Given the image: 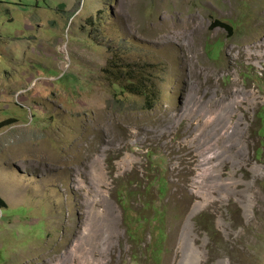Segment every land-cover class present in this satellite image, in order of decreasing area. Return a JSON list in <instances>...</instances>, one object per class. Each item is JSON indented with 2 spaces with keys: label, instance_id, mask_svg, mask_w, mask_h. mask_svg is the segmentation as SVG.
<instances>
[{
  "label": "rangeland",
  "instance_id": "obj_1",
  "mask_svg": "<svg viewBox=\"0 0 264 264\" xmlns=\"http://www.w3.org/2000/svg\"><path fill=\"white\" fill-rule=\"evenodd\" d=\"M261 44L264 0H0V264H264Z\"/></svg>",
  "mask_w": 264,
  "mask_h": 264
},
{
  "label": "bare ground",
  "instance_id": "obj_2",
  "mask_svg": "<svg viewBox=\"0 0 264 264\" xmlns=\"http://www.w3.org/2000/svg\"><path fill=\"white\" fill-rule=\"evenodd\" d=\"M254 49H255V54H256V56H258V57H263L264 56V53L263 52H260V53H257L258 51H260L262 48H263V45L261 44V45H254V47H253ZM250 49H252V47L250 48ZM250 53V52H249ZM254 54H249V56H253ZM254 58V57H253ZM232 84H234V86L235 87H237L238 89L237 90H232L231 89V92H230V94H228L227 96H226V98H228L229 99V97H232V98H235L236 96H240V95H244V98H243V101H241V103H244L246 100H248V98L250 97H252L253 95H255L254 94V92H246L244 89L243 90H240L239 89V85H238V81L236 80V81H233V83ZM231 87H233L232 85H231ZM251 100V99H250ZM251 105V104H250ZM188 135V134H187ZM194 149V150H193ZM188 153H189V155H191V156H193V158H197V155H195L196 153H195V148L194 147H190L189 148V150H188ZM199 157V156H198ZM197 161H198V163H199V165L201 166V165H204L205 164V161L206 160H202V161H200L198 158H197ZM176 170H177V168H174V171L176 172ZM209 171V170H208ZM186 173V172H185ZM204 175H205V172L201 175V179L204 177ZM222 176H223V174H221ZM102 176V175H101ZM220 176V175H219ZM218 176V177H219ZM176 182V181H175ZM180 182V181H179ZM178 182V183H179ZM195 182V181H194ZM202 183H203V181L202 182H198V181H196L195 182V184H197L198 186H199V188H201L200 186L202 185ZM233 185L235 186V187H238V185H239V183L238 182H235V183H233ZM179 186V185H178ZM198 194H199V192H198ZM203 206V204H201V205H199L198 207L199 208H201ZM88 264V263H87Z\"/></svg>",
  "mask_w": 264,
  "mask_h": 264
},
{
  "label": "trees",
  "instance_id": "obj_3",
  "mask_svg": "<svg viewBox=\"0 0 264 264\" xmlns=\"http://www.w3.org/2000/svg\"><path fill=\"white\" fill-rule=\"evenodd\" d=\"M79 1H81V0H79ZM220 27H227V28H229V29H233L231 26H229V25H225V26H222V24H220L219 25ZM112 64H113V60L110 58L109 60H108V63H107V65H106V67L103 69V71L104 72H107V71H109L107 74L109 75H113L114 77H116V79H118L119 77L121 78V75H122V73L123 72H121V74H118V72H116V70H115V68H114V65L112 66ZM126 71V68H124V67H122L121 68V71ZM138 80V82H136V84H135V87H136V89L139 91V92H141V93H143V83H142V77H139V78H137ZM134 84H132V86H133ZM146 93V92H145ZM146 95H148V94H146ZM4 209H6V203H5V201L1 198V196H0V210H4Z\"/></svg>",
  "mask_w": 264,
  "mask_h": 264
}]
</instances>
